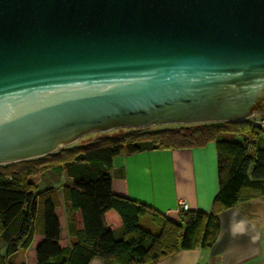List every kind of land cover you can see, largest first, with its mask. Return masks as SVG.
Listing matches in <instances>:
<instances>
[{"label":"water","instance_id":"obj_1","mask_svg":"<svg viewBox=\"0 0 264 264\" xmlns=\"http://www.w3.org/2000/svg\"><path fill=\"white\" fill-rule=\"evenodd\" d=\"M264 115V0H0V165L91 132Z\"/></svg>","mask_w":264,"mask_h":264},{"label":"trees","instance_id":"obj_2","mask_svg":"<svg viewBox=\"0 0 264 264\" xmlns=\"http://www.w3.org/2000/svg\"><path fill=\"white\" fill-rule=\"evenodd\" d=\"M118 129L40 157L0 165V264H13V255L26 249L38 230L43 239L35 248L36 264H89L94 257L106 264H155L182 249L211 246L219 231L218 213L236 204L243 187L259 189L264 196V147L254 139L264 130L250 120ZM210 142L216 150L218 179L210 211L179 209L172 221L144 203L112 192L110 169L116 155ZM46 170L64 172L71 181L62 186L72 236L69 247L59 245L56 188L40 190L29 179ZM110 209L121 219L122 238H115L105 221L104 213ZM74 211L81 213L80 230L74 227ZM144 215L157 231L138 224Z\"/></svg>","mask_w":264,"mask_h":264},{"label":"crops","instance_id":"obj_3","mask_svg":"<svg viewBox=\"0 0 264 264\" xmlns=\"http://www.w3.org/2000/svg\"><path fill=\"white\" fill-rule=\"evenodd\" d=\"M55 174L46 170L30 179L41 190L50 187L42 185L43 179L52 181ZM110 174L113 193L144 203L172 221L177 220L179 199L186 201L188 210L208 212L218 191L216 150L211 142L198 147L122 152L113 158ZM240 193L233 207L218 213L219 231L211 246L182 249L155 264H264V196L250 187H243ZM58 198L60 208L55 213L60 225L59 245L63 248L70 246L72 236L62 196ZM104 218L114 237L122 238L119 215L110 209ZM73 222L76 230L82 229L80 211L73 212ZM151 222L157 231L158 226ZM42 239L38 230L24 252L14 255L19 258L13 264H36L35 248ZM89 264L106 262L94 257Z\"/></svg>","mask_w":264,"mask_h":264},{"label":"rangeland","instance_id":"obj_4","mask_svg":"<svg viewBox=\"0 0 264 264\" xmlns=\"http://www.w3.org/2000/svg\"><path fill=\"white\" fill-rule=\"evenodd\" d=\"M168 125V124H166ZM119 129L118 128H115V129H112V130H109V131H105V132H91L87 135H84L82 136L79 140H77L76 142H74L73 144H79V143H84L85 141H88V140H91L95 137H97L98 135L102 134V133H107V134H114L116 132H118ZM236 139H240L239 137H237ZM255 139V143L259 146V147H264V134L260 133L258 134L257 136L254 137ZM71 145V144H70ZM68 146V145H67ZM45 177V176H44ZM30 179V178H29ZM31 180V179H30ZM52 180V179H51ZM44 183L42 182V185H46V186H52L54 188H56L57 190V193H58V196H62V200H63V195H62V186H67L70 184V179L64 174V172H60V173H57L54 175V178L52 181H49L46 177L45 179H43ZM60 202V201H59ZM63 202V201H62ZM64 204V203H63ZM60 208V205L59 207ZM59 211V210H58ZM142 228L144 229H148L152 232H155L156 231V227L155 225L152 224L151 220H150V217L148 215H144V216H141L139 218V223H138ZM152 224V225H151ZM37 232L35 231L32 235V238L34 237V235L36 234ZM19 252H24L23 250H20ZM18 252V253H19ZM26 252V251H25ZM26 254V253H25ZM19 257L18 256H14L12 257L13 260H16L18 259ZM26 258H28V255L26 254ZM203 264V263H202Z\"/></svg>","mask_w":264,"mask_h":264},{"label":"built area","instance_id":"obj_5","mask_svg":"<svg viewBox=\"0 0 264 264\" xmlns=\"http://www.w3.org/2000/svg\"><path fill=\"white\" fill-rule=\"evenodd\" d=\"M245 119L250 120L254 126H257L258 128L264 130V115L252 114ZM245 119H243V120H245ZM177 205H178V210L179 209H183V210L188 209V204L186 203V201L184 199H179Z\"/></svg>","mask_w":264,"mask_h":264}]
</instances>
